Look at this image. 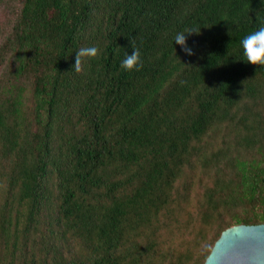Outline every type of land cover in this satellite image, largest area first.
Here are the masks:
<instances>
[{
  "label": "trees",
  "instance_id": "obj_1",
  "mask_svg": "<svg viewBox=\"0 0 264 264\" xmlns=\"http://www.w3.org/2000/svg\"><path fill=\"white\" fill-rule=\"evenodd\" d=\"M260 27L264 0H0V264H203L264 224V67L241 45ZM194 170L199 230L175 205Z\"/></svg>",
  "mask_w": 264,
  "mask_h": 264
},
{
  "label": "water",
  "instance_id": "obj_2",
  "mask_svg": "<svg viewBox=\"0 0 264 264\" xmlns=\"http://www.w3.org/2000/svg\"><path fill=\"white\" fill-rule=\"evenodd\" d=\"M203 264H264V224L225 229Z\"/></svg>",
  "mask_w": 264,
  "mask_h": 264
},
{
  "label": "clouds",
  "instance_id": "obj_3",
  "mask_svg": "<svg viewBox=\"0 0 264 264\" xmlns=\"http://www.w3.org/2000/svg\"><path fill=\"white\" fill-rule=\"evenodd\" d=\"M200 35V28H189L184 32H179L174 37V42L179 45L180 48L189 57L195 55L193 50L187 45V37L191 35ZM243 48V55L248 64L253 66L264 67V27H260L258 30L250 33L241 41ZM98 55V49L96 47L81 48L75 54V62L72 65V69L79 73L82 71L83 58L96 57ZM191 65V64H185ZM140 59V52L138 49H133L131 54H127L120 67L125 71L140 70L142 67Z\"/></svg>",
  "mask_w": 264,
  "mask_h": 264
},
{
  "label": "rangeland",
  "instance_id": "obj_4",
  "mask_svg": "<svg viewBox=\"0 0 264 264\" xmlns=\"http://www.w3.org/2000/svg\"><path fill=\"white\" fill-rule=\"evenodd\" d=\"M199 175H200V171H198V170H194L193 173L187 174V177H186L184 183H186V185H187V186L185 185L186 189H187V187H189L188 194H189L190 200L185 202L186 205H184V200L182 198L183 202H181V200L179 199L178 202L175 204L176 207H178V209L181 210L179 214L182 217V222L184 220V217L187 216L188 214H189V216L192 217V219H194V221L190 222L191 223L190 225L194 230H199V226H200L199 223L201 224V220H202V216H203L202 210L199 207V203H198V199H199L200 195L204 196L203 189H202L203 187H200V185L197 184ZM0 180H4V178L0 177ZM190 180L192 181L191 186H190ZM202 181H203V183H208V184H210L212 182L211 178L202 179ZM1 187L3 190L6 187V184L2 185ZM181 192H185V191L182 190ZM182 194H184V193H182ZM4 195H5V192H0V202L3 200L2 197H4ZM217 213H218V216L216 213H212V217L213 218L215 217V218L211 220V224L214 227L218 223L222 224V222L223 223L229 222V220H230L229 217L231 214H233V211L226 210L225 208H219L217 206ZM193 234L196 235L197 233H193ZM186 236L190 237L191 239H194V237L191 235H186ZM196 238L198 239V236H196ZM75 244L77 246V251L79 252V250H81L85 254L84 248L79 246V243L77 241L75 242ZM177 254L178 253H176L175 257L177 256ZM198 254H199V251H197L196 255H198Z\"/></svg>",
  "mask_w": 264,
  "mask_h": 264
}]
</instances>
